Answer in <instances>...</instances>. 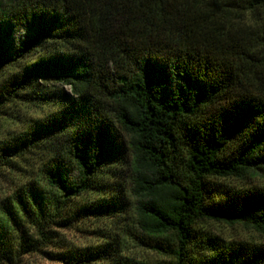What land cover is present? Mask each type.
I'll use <instances>...</instances> for the list:
<instances>
[{"label": "trees", "instance_id": "1", "mask_svg": "<svg viewBox=\"0 0 264 264\" xmlns=\"http://www.w3.org/2000/svg\"><path fill=\"white\" fill-rule=\"evenodd\" d=\"M16 103L40 114L0 138V174L33 154L39 176L0 200V264H147L129 242L264 264V185L217 181L264 175V0H0V118ZM111 163L126 186L101 181ZM92 216L115 218L95 245L60 235Z\"/></svg>", "mask_w": 264, "mask_h": 264}, {"label": "rangeland", "instance_id": "2", "mask_svg": "<svg viewBox=\"0 0 264 264\" xmlns=\"http://www.w3.org/2000/svg\"><path fill=\"white\" fill-rule=\"evenodd\" d=\"M65 90H69V86H63ZM12 112V119L0 118V138L6 136L7 132L11 130H21L28 122V119L35 117L40 114L36 108L26 105L16 103L11 105L10 109ZM46 110V109H44ZM38 156L29 154L20 160V168L15 172L2 171L0 174V200L1 198L9 195L20 183L26 181V179L31 176L38 175L39 168ZM110 169H116L118 172L117 176L110 177L108 175H103L101 181L106 180L107 183L126 186V173L127 169L120 164L111 163ZM117 167V168H116ZM217 181L228 183L234 186L240 185H264V175L260 172L249 174L243 179L226 178L219 179ZM94 195L86 194L81 197V200L92 199ZM114 217H86L78 220L72 227L62 228L59 230L62 238L72 246H87L95 245L102 240L101 233L112 232L114 229ZM199 229L204 231H211L226 240H262V236L252 227H247L245 225L236 224L228 225L219 222H203L198 224ZM126 252L131 253L136 258H142L147 264H162L166 261V258L156 252L148 249L147 247H140L138 245H132L131 242L128 244ZM27 262L32 264H61L60 262L50 261L48 259L42 258L38 255H32L27 258ZM88 264H106L104 261H97Z\"/></svg>", "mask_w": 264, "mask_h": 264}]
</instances>
